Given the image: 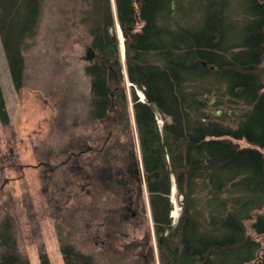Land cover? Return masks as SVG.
<instances>
[{
	"label": "trees",
	"instance_id": "1",
	"mask_svg": "<svg viewBox=\"0 0 264 264\" xmlns=\"http://www.w3.org/2000/svg\"><path fill=\"white\" fill-rule=\"evenodd\" d=\"M44 1L0 0V38L17 89L23 86V50L37 34ZM90 1L96 56L85 70L91 75V113L97 118L109 114L131 133L124 80L146 98L134 93L141 150L135 165L142 181L141 162L150 193L159 263L250 264L261 249L246 223L254 213L251 227L264 233V0H244L250 16L245 25L231 16V0H202L199 16L187 25L175 22L172 0H115V17L125 35L124 59L112 31L110 0ZM220 86L246 107L236 127L212 120L207 111L205 94ZM156 111L164 116L162 128ZM0 119L9 122L1 84ZM243 139L246 146L238 142ZM107 155L90 180L97 182L114 169L110 148ZM133 162L126 165L129 174ZM172 175L183 196L176 224L169 216ZM199 185L211 194L203 203ZM227 185L233 195H222ZM0 236L5 246L0 264H30L15 250L8 229ZM126 247L139 248L134 264H156L150 233ZM62 253L66 264H96L72 245H63ZM41 258L50 264L47 256Z\"/></svg>",
	"mask_w": 264,
	"mask_h": 264
},
{
	"label": "rangeland",
	"instance_id": "2",
	"mask_svg": "<svg viewBox=\"0 0 264 264\" xmlns=\"http://www.w3.org/2000/svg\"><path fill=\"white\" fill-rule=\"evenodd\" d=\"M201 2L180 1L174 8L175 22H192L199 16ZM110 4L115 22L112 31L117 34L123 58L125 35L115 17V0ZM93 9L90 0L44 1L37 34L23 50L25 69L20 89L15 87L0 38V84L9 115L7 124L0 119V230L9 222L15 250L25 255L30 264H42V255L50 264H66L63 245L91 255L96 264H134L139 248H127V244L150 233L156 264H160L150 193L141 162L143 179L131 184L132 193H126L118 181L128 162L140 161L134 93L140 100L146 98L140 88L135 86L133 92L131 83L124 80L133 120L131 133H126L111 115L97 118L91 113V75L85 68L92 62L89 49H94ZM230 13L241 25L247 24L250 17L244 0H231ZM219 88L205 94L207 111L212 120L236 127L246 107L224 94V86ZM155 118L162 128L164 116L156 111ZM166 119L171 121L170 117ZM238 142L248 144L244 139ZM108 148L114 154L111 165L123 173L119 172L117 180L112 176L114 171L97 182L90 180L94 168L105 166V159L111 155H107ZM173 185L177 191L174 194ZM229 191L222 195H233ZM197 194L202 203L211 195L203 185H199ZM182 200L172 175L169 216L173 224L182 212ZM131 203L134 216L132 211L124 210ZM177 207L176 217L172 211ZM208 214L205 211L206 217ZM255 218L256 213L246 223L248 233L260 242L261 249L250 264H264V233L251 227ZM3 252L0 236V257Z\"/></svg>",
	"mask_w": 264,
	"mask_h": 264
},
{
	"label": "flooded vegetation",
	"instance_id": "3",
	"mask_svg": "<svg viewBox=\"0 0 264 264\" xmlns=\"http://www.w3.org/2000/svg\"><path fill=\"white\" fill-rule=\"evenodd\" d=\"M173 1L175 2V6H177L178 4H177V2L175 0L171 1V6H172V2ZM174 12H175V10L173 9V13ZM113 170L111 169L112 172H113ZM117 170H118V172L116 171L115 174H113V175L111 174L113 176V178L116 177L115 178L116 180H117V176L116 175H119V174L123 173V171H121L119 169H117ZM119 172H121V173H119ZM126 175H128V177ZM139 180H140V178H139V175H138V171H137V167L135 165V162H133V164H132V171L130 172V174L125 172V173H123V176L121 177V179L118 178V181L121 184L124 185V187H125L124 189H125L126 193H132L134 187L131 184H133L135 181H139ZM139 187H140V183H139ZM139 190L141 191L140 188H139ZM132 208H133V206H132V203H131L129 206H127V208H124V210L132 211V214L134 216V215H136V212L134 210H132ZM3 227L8 229V232H10V234L12 235L11 226H10L9 222H5ZM1 230H3V228Z\"/></svg>",
	"mask_w": 264,
	"mask_h": 264
},
{
	"label": "water",
	"instance_id": "4",
	"mask_svg": "<svg viewBox=\"0 0 264 264\" xmlns=\"http://www.w3.org/2000/svg\"><path fill=\"white\" fill-rule=\"evenodd\" d=\"M171 7H172V9H174V7H175V2L174 1L172 2V6ZM89 53L90 54H89V57L88 58L90 59V61H93V59L96 56V51L94 49L90 48L89 49Z\"/></svg>",
	"mask_w": 264,
	"mask_h": 264
},
{
	"label": "bare ground",
	"instance_id": "5",
	"mask_svg": "<svg viewBox=\"0 0 264 264\" xmlns=\"http://www.w3.org/2000/svg\"><path fill=\"white\" fill-rule=\"evenodd\" d=\"M175 192H177V191H176L175 185H173V194H174ZM173 196H174V195H173ZM178 211H179V208H178V207H177V209H173V211H172V215L177 217V216L179 215V212H178Z\"/></svg>",
	"mask_w": 264,
	"mask_h": 264
}]
</instances>
